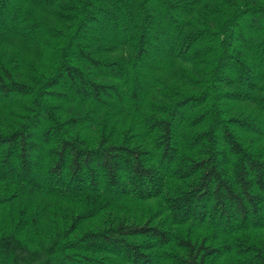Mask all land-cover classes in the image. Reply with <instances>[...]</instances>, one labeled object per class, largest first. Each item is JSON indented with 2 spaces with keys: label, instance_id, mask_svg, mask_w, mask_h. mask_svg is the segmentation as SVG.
Segmentation results:
<instances>
[{
  "label": "trees",
  "instance_id": "16d2710c",
  "mask_svg": "<svg viewBox=\"0 0 264 264\" xmlns=\"http://www.w3.org/2000/svg\"><path fill=\"white\" fill-rule=\"evenodd\" d=\"M0 264H264V0H0Z\"/></svg>",
  "mask_w": 264,
  "mask_h": 264
}]
</instances>
